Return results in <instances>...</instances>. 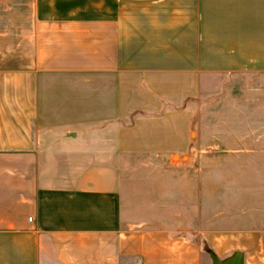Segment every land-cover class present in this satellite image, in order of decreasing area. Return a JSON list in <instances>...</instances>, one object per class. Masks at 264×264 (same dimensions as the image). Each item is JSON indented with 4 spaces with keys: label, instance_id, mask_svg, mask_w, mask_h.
Segmentation results:
<instances>
[{
    "label": "crops",
    "instance_id": "obj_1",
    "mask_svg": "<svg viewBox=\"0 0 264 264\" xmlns=\"http://www.w3.org/2000/svg\"><path fill=\"white\" fill-rule=\"evenodd\" d=\"M225 74H264V0H0V264H264L180 173Z\"/></svg>",
    "mask_w": 264,
    "mask_h": 264
},
{
    "label": "rangeland",
    "instance_id": "obj_2",
    "mask_svg": "<svg viewBox=\"0 0 264 264\" xmlns=\"http://www.w3.org/2000/svg\"><path fill=\"white\" fill-rule=\"evenodd\" d=\"M193 108L201 146L189 152L193 161L181 167V177L195 179L197 198L203 190L209 193L213 228L222 212L264 229V74L204 80ZM203 249V264H212L211 249L206 243Z\"/></svg>",
    "mask_w": 264,
    "mask_h": 264
},
{
    "label": "water",
    "instance_id": "obj_3",
    "mask_svg": "<svg viewBox=\"0 0 264 264\" xmlns=\"http://www.w3.org/2000/svg\"><path fill=\"white\" fill-rule=\"evenodd\" d=\"M212 264H245L244 254L236 252L231 258L221 260L216 255L211 254Z\"/></svg>",
    "mask_w": 264,
    "mask_h": 264
}]
</instances>
